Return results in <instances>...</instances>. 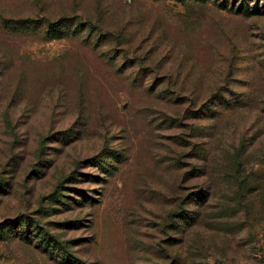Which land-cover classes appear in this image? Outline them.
I'll return each instance as SVG.
<instances>
[{
  "label": "rangeland",
  "instance_id": "obj_1",
  "mask_svg": "<svg viewBox=\"0 0 264 264\" xmlns=\"http://www.w3.org/2000/svg\"><path fill=\"white\" fill-rule=\"evenodd\" d=\"M221 2L0 0V264H264V0Z\"/></svg>",
  "mask_w": 264,
  "mask_h": 264
},
{
  "label": "trees",
  "instance_id": "obj_2",
  "mask_svg": "<svg viewBox=\"0 0 264 264\" xmlns=\"http://www.w3.org/2000/svg\"><path fill=\"white\" fill-rule=\"evenodd\" d=\"M177 2H181V3H185V2H193V3H199V4H204L207 3L209 0H175ZM248 0H231L230 2L228 0H222L221 5L226 9L228 5H231L233 8H235V5L238 4L239 10H243L242 8H244L245 3H247ZM255 9V7H254ZM257 10L255 9L254 12H256ZM248 12V11H246ZM72 19H68V18H61L59 20H57L56 22L53 23H49L47 24V30L45 32V37L49 40H55L57 38H61L62 36H64V32L62 31V27L64 25H68L69 23H72ZM79 26L81 27H88L89 25H82L79 24ZM89 28H91L89 26ZM22 238L28 240L29 238L27 236H22ZM43 248H48L53 250L54 245H51L49 240H45V241H41ZM52 247V248H51Z\"/></svg>",
  "mask_w": 264,
  "mask_h": 264
}]
</instances>
